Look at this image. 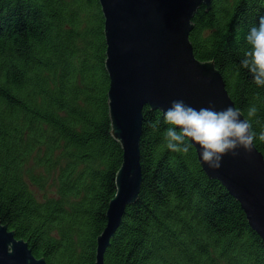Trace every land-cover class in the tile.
Returning a JSON list of instances; mask_svg holds the SVG:
<instances>
[{"label":"trees","instance_id":"obj_1","mask_svg":"<svg viewBox=\"0 0 264 264\" xmlns=\"http://www.w3.org/2000/svg\"><path fill=\"white\" fill-rule=\"evenodd\" d=\"M264 0H212L190 40L214 61L253 129L264 87L240 61ZM100 0H0V222L49 264H95L124 151L113 134ZM255 104L258 111L248 117ZM158 125V127H154ZM164 113L146 105L142 186L105 264H264V239L197 150L167 148ZM255 145L264 154V140Z\"/></svg>","mask_w":264,"mask_h":264},{"label":"water","instance_id":"obj_2","mask_svg":"<svg viewBox=\"0 0 264 264\" xmlns=\"http://www.w3.org/2000/svg\"><path fill=\"white\" fill-rule=\"evenodd\" d=\"M212 0H100L105 17L106 69L110 77L109 108L113 134L124 157L117 172V191L110 200L107 224L97 238L95 264L105 252L135 203L142 186L141 136L143 109L163 113L174 99L217 109L236 106L214 61L196 57L190 40L193 17ZM244 118L245 115L242 112ZM195 147V146H194ZM199 161L240 202L251 227L264 239V154L255 145L224 156L212 169ZM0 264H49L34 255L29 243L0 222Z\"/></svg>","mask_w":264,"mask_h":264},{"label":"clouds","instance_id":"obj_3","mask_svg":"<svg viewBox=\"0 0 264 264\" xmlns=\"http://www.w3.org/2000/svg\"><path fill=\"white\" fill-rule=\"evenodd\" d=\"M246 41L250 47L240 63L255 83L264 87V16L247 32ZM257 111V106L250 104L248 117L255 116ZM164 121L168 125L164 130L167 148L187 154L198 147L201 161L212 169L222 167L226 154L236 156L240 148L251 151L257 135L264 140V131L257 134L252 120L244 118L242 110L232 105L221 109L196 107L184 99H174L164 111Z\"/></svg>","mask_w":264,"mask_h":264}]
</instances>
